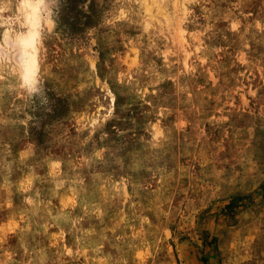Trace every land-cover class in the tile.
<instances>
[{
	"label": "rangeland",
	"instance_id": "rangeland-1",
	"mask_svg": "<svg viewBox=\"0 0 264 264\" xmlns=\"http://www.w3.org/2000/svg\"><path fill=\"white\" fill-rule=\"evenodd\" d=\"M37 1L34 49L0 0V264H264V0Z\"/></svg>",
	"mask_w": 264,
	"mask_h": 264
},
{
	"label": "bare ground",
	"instance_id": "bare-ground-1",
	"mask_svg": "<svg viewBox=\"0 0 264 264\" xmlns=\"http://www.w3.org/2000/svg\"><path fill=\"white\" fill-rule=\"evenodd\" d=\"M145 2V1H144ZM147 2V1H146ZM21 3V2H20ZM40 1L37 0H24L23 5L29 6L32 10L28 13V19L31 21L33 24V27L28 30V32L22 36L20 44L22 43L25 47L31 46L35 49L34 41L36 40V36L38 34V29H37V24L39 23L40 20V15H39V9H40ZM27 11V10H26ZM27 16V15H26ZM48 18V17H47ZM30 23V25H31ZM29 25V24H28ZM22 34V33H21ZM24 47V48H25ZM30 49V47H29ZM33 49V50H34ZM28 50V49H27ZM23 52V51H21ZM24 54V53H23ZM27 69L29 70L28 74H32L31 71L36 69V63H35V57L34 53L31 51H27ZM36 56V55H35ZM21 58V57H20ZM23 59V58H22ZM25 60V59H24ZM23 60V61H24ZM24 66V65H23ZM25 67V66H24ZM26 68V67H25ZM28 72V71H27ZM30 77V76H28Z\"/></svg>",
	"mask_w": 264,
	"mask_h": 264
}]
</instances>
